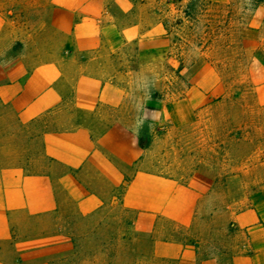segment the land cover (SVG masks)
Returning a JSON list of instances; mask_svg holds the SVG:
<instances>
[{"label": "rangeland", "instance_id": "obj_1", "mask_svg": "<svg viewBox=\"0 0 264 264\" xmlns=\"http://www.w3.org/2000/svg\"><path fill=\"white\" fill-rule=\"evenodd\" d=\"M261 6L264 0H0L1 70L29 71L58 53L99 50L75 37L99 38L101 28L117 22L154 23L163 39L147 53L128 43L111 60L124 73L122 105L97 114L69 105L63 114L81 116L95 136L116 123L131 129L144 153L123 170L125 179L140 170L167 181L164 189L188 211L177 221L131 211L113 202L126 186L113 190L90 171L87 182L106 202L87 217L66 204L63 226L74 249L52 264H179L184 256L195 264H264V240L244 217L264 195ZM16 118L0 104V163L47 171L41 134L59 125L47 118L21 128Z\"/></svg>", "mask_w": 264, "mask_h": 264}, {"label": "crops", "instance_id": "obj_2", "mask_svg": "<svg viewBox=\"0 0 264 264\" xmlns=\"http://www.w3.org/2000/svg\"><path fill=\"white\" fill-rule=\"evenodd\" d=\"M156 29L154 23L145 28L117 22L101 28L99 38L75 37L77 45L97 42L100 49L94 52L58 53L51 62H40L29 71L0 68V104L15 112L19 127L37 121L47 124V118L59 125L41 134V154L51 165L47 171L29 174L22 162L0 163V264H52V257L74 249L63 226L66 204L79 217H87L101 211L106 202L87 182L90 171L113 190L126 186L125 195L113 202L131 211L176 221L188 211L186 205H177V195L164 189L167 181L140 170L125 179L123 170L137 165L144 153L131 129L116 123L95 136L81 116L63 114L69 105L73 112L84 114L122 105L119 79L124 73L111 60L128 43L138 44L140 53L156 47L163 41ZM72 119L81 121L66 126ZM58 168L61 173L56 174ZM253 201L244 217L250 233L264 240V195ZM179 264H195V259L184 256Z\"/></svg>", "mask_w": 264, "mask_h": 264}, {"label": "clouds", "instance_id": "obj_3", "mask_svg": "<svg viewBox=\"0 0 264 264\" xmlns=\"http://www.w3.org/2000/svg\"><path fill=\"white\" fill-rule=\"evenodd\" d=\"M249 3L251 4V0H249ZM261 7H264V6H261ZM259 10H260V9H259V7H258V8L256 9V11H259ZM142 126H143V122L139 123L134 131H135L136 133H138L139 130L142 128ZM150 127H151V125H150Z\"/></svg>", "mask_w": 264, "mask_h": 264}]
</instances>
